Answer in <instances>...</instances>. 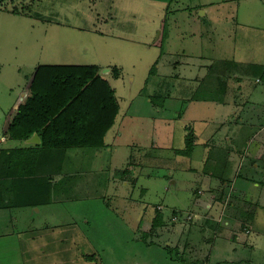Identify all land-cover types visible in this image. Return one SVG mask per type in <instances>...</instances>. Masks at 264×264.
<instances>
[{"label": "rangeland", "instance_id": "rangeland-1", "mask_svg": "<svg viewBox=\"0 0 264 264\" xmlns=\"http://www.w3.org/2000/svg\"><path fill=\"white\" fill-rule=\"evenodd\" d=\"M8 8L0 9V150L29 145L9 128L42 66L97 65L118 113L104 147L67 149L59 168L21 181L0 174V264H208L189 243L184 250L177 226L197 223L185 219L197 212L245 235L261 226V250L238 251L243 264H264V199L258 206L246 190L234 199L224 186L239 177L264 187L263 162L252 160L264 130V0H12ZM208 174L223 183L218 194L231 210L222 218L205 208ZM157 211L164 221L155 228Z\"/></svg>", "mask_w": 264, "mask_h": 264}, {"label": "trees", "instance_id": "trees-1", "mask_svg": "<svg viewBox=\"0 0 264 264\" xmlns=\"http://www.w3.org/2000/svg\"><path fill=\"white\" fill-rule=\"evenodd\" d=\"M11 2L0 0V9L9 11ZM10 12L20 11L14 8ZM18 110L9 134L13 130L14 138L25 141L37 133L40 139L38 144L0 150V174L21 181L47 167L59 168L67 149L104 147L105 135L118 113V101L97 65H49L35 72L30 96ZM188 144L185 155L191 154L194 146ZM162 224V212L157 211L153 227Z\"/></svg>", "mask_w": 264, "mask_h": 264}, {"label": "crops", "instance_id": "crops-1", "mask_svg": "<svg viewBox=\"0 0 264 264\" xmlns=\"http://www.w3.org/2000/svg\"><path fill=\"white\" fill-rule=\"evenodd\" d=\"M57 25H59V22L55 23ZM64 24L67 25H73L72 22L69 21H65ZM88 24H80V27H78V30H88ZM263 136V137H262ZM264 130H261V140L257 141L256 145V154H255V158L252 160H260L263 162L264 165ZM194 148V147H193ZM231 158L229 157V159L226 162H229ZM218 159H215L214 162H218ZM255 166H259L258 164H256ZM254 166V167H255ZM209 177V174H208ZM236 178V177H234ZM213 179L212 177H209L206 179L207 183L209 184V187H211V197L210 200L206 201V209L207 211H210V215L214 218L217 217H221L219 216V214L221 212L224 213L223 216H225V213L230 209V205L227 207L223 201V197L218 194V187H221L222 184H217L216 180ZM246 179H240L239 177H237L235 180H231L230 183H226L224 186L226 187L225 189L231 193H234V199L238 198V194L240 195L241 192H244L246 190V192H250V194H253L254 200H256V204L259 206V203L257 202V196L259 198H261L262 200L264 199L262 195L263 193V189L264 187L261 188V186H259L258 184H252L255 181L249 180V182L245 181ZM206 185V183H205ZM225 191V190H224ZM200 191H198L199 193ZM239 192V193H238ZM220 197V198H219ZM248 198H251L250 196H248ZM204 202V201H203ZM220 203L223 205V208H221L219 210ZM264 202H261V206H263ZM243 205V204H242ZM215 206V207H214ZM194 207L195 208H199L202 209V200L200 198H196L195 199V203H194ZM242 208V207H241ZM239 208V209H241ZM229 212V211H228ZM164 213V212H162ZM163 215V214H162ZM194 215L197 216V218L195 220H197V223H192V225L188 226H184L182 224H179L177 226H179V232L181 231V233H185L186 236H188L187 238V242L183 244L184 246V250L187 246V244L189 243V246L192 247V252L197 253L198 250V254H200V257L205 256L208 264H212L211 259L209 258L210 256L213 257L215 259H217V261L223 263L226 261H229L230 264H243V262L246 260L245 258H243L241 256V254L239 253L238 249L239 247H241L242 244H244L247 249H251L252 253L254 255V253H257L258 251L261 250V226L258 227L256 225L252 224V227L256 228V229H252L245 235L244 232H239L238 228H237V223L235 222V226L234 228H228V224H230L229 220L226 218L225 221H223L222 223L218 222L215 220L214 223L212 225H208L210 220H205V222L202 220V216H205L204 213L202 212H197ZM221 217V218H222ZM250 218H252V214L249 215ZM220 219V218H219ZM221 220V219H220ZM164 221V220H163ZM176 225V223H174ZM217 224V225H216ZM216 225V226H214ZM182 226H184V228H181ZM197 229H199V234L197 232ZM210 231L211 234H213L212 237H206L203 232L204 231ZM256 230V231H255ZM251 234V236H250ZM200 237V240L198 241V237ZM264 238V237H262ZM168 246H170V244H168ZM204 246V247H203ZM178 247V246H177ZM209 253V254H208ZM213 253V255H212ZM218 262V263H219ZM253 264V263H250Z\"/></svg>", "mask_w": 264, "mask_h": 264}, {"label": "built area", "instance_id": "built-area-1", "mask_svg": "<svg viewBox=\"0 0 264 264\" xmlns=\"http://www.w3.org/2000/svg\"><path fill=\"white\" fill-rule=\"evenodd\" d=\"M158 209L161 211V208L160 207H158ZM172 217H171V221L172 222H174V223H177L178 221H179V219H178V216L179 215H176V214H174V215H171ZM197 218V216L196 215H193V216H191V215H188V216H186V220L187 221H192L193 219H196Z\"/></svg>", "mask_w": 264, "mask_h": 264}, {"label": "water", "instance_id": "water-1", "mask_svg": "<svg viewBox=\"0 0 264 264\" xmlns=\"http://www.w3.org/2000/svg\"><path fill=\"white\" fill-rule=\"evenodd\" d=\"M25 142L28 144H38L40 142V139L37 133H34L29 139L25 140Z\"/></svg>", "mask_w": 264, "mask_h": 264}]
</instances>
